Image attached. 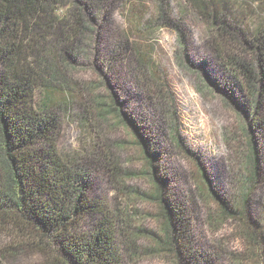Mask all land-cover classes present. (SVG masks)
Returning <instances> with one entry per match:
<instances>
[{"label":"rangeland","instance_id":"obj_1","mask_svg":"<svg viewBox=\"0 0 264 264\" xmlns=\"http://www.w3.org/2000/svg\"><path fill=\"white\" fill-rule=\"evenodd\" d=\"M131 2L130 7L120 5L103 26L100 14L98 21L85 18L91 38L84 41L80 56L61 80L66 90L59 95V154L67 160H101L91 168L95 185L91 197L126 222L128 240L118 235L121 247L132 251V258L126 252V264H187L189 260H180L175 248L167 244L162 204L153 198L156 186L147 174L143 147L136 144L143 130L151 143L160 145L159 167L161 176L170 181L169 194L188 207L192 242L187 253H207L211 256L208 264H264V248H254L243 222L220 218V201L212 192L210 198L202 196L205 181L194 156L206 166L215 190L234 203L244 184L250 183L248 132H253L261 179L250 186L249 210L255 221L262 219L264 96L255 112L242 104L245 93L235 97L224 88V69L211 50L206 24L184 0H163L165 20L145 32L138 31L135 16L145 12L143 22L149 23L157 16V0ZM248 2L252 4L240 2L243 7L236 17L242 18L240 27L251 41L264 14L255 11L258 3ZM67 3L72 6L71 0ZM126 39L134 51L116 53ZM144 54L147 66L141 67ZM17 235L0 231V250L38 243V239ZM259 236L264 241V222ZM30 247L8 258L10 264L51 262L49 253Z\"/></svg>","mask_w":264,"mask_h":264},{"label":"trees","instance_id":"obj_2","mask_svg":"<svg viewBox=\"0 0 264 264\" xmlns=\"http://www.w3.org/2000/svg\"><path fill=\"white\" fill-rule=\"evenodd\" d=\"M67 1L70 0H0V231L11 237L20 234L38 239L28 248L49 253L51 262L47 264H126L129 247L123 249L118 236L123 234L128 240L126 222L119 213H112L91 197L95 188L91 168L101 160H67L59 154L62 120L58 108L59 95L66 90L61 80L80 56L84 41L91 38L85 18L98 21L100 14L103 26L120 5L130 7L133 3L71 0L70 6ZM184 1L206 24L211 50L224 69V88L235 97L245 93L242 104L257 112L264 96V21L252 31L250 41L240 27L242 18L236 17L243 7L240 2L252 4L248 0ZM252 1L260 5L255 11L264 14V0ZM157 6V16L149 23L142 18L147 13L136 14L138 31L155 30L165 20L163 0H157ZM129 40L115 52L134 51ZM144 57L145 54L140 59L141 67L147 66ZM253 125L259 126L257 122ZM248 133L250 183L244 184L234 203L215 190L206 166L198 155L194 156L205 181L200 189L202 196L210 198L212 192L220 201L219 217L243 222L245 234L254 248L261 250L264 241L259 231L264 215L255 221L249 210L250 186L261 179V158L253 132ZM139 138L136 144L143 147L147 174L156 186L153 198L162 204L167 244L175 248L180 260L189 259L187 264H208L211 256L207 253H187V245L192 242L188 207L169 194L170 181L161 176L159 167L160 145L151 143L145 130L139 132ZM23 245L0 250V264H10L8 258L17 257L26 248ZM129 253L132 251L128 252L132 258Z\"/></svg>","mask_w":264,"mask_h":264}]
</instances>
